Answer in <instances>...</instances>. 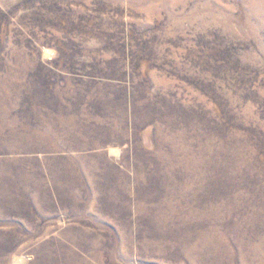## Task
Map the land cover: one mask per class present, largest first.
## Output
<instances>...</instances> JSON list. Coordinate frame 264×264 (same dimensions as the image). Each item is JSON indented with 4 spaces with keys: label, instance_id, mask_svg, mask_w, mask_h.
<instances>
[{
    "label": "rangeland",
    "instance_id": "374dc122",
    "mask_svg": "<svg viewBox=\"0 0 264 264\" xmlns=\"http://www.w3.org/2000/svg\"><path fill=\"white\" fill-rule=\"evenodd\" d=\"M0 264H264V0H0Z\"/></svg>",
    "mask_w": 264,
    "mask_h": 264
}]
</instances>
